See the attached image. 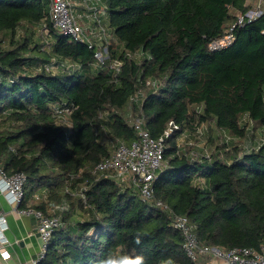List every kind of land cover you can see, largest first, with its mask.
Returning <instances> with one entry per match:
<instances>
[{"label": "trees", "instance_id": "trees-1", "mask_svg": "<svg viewBox=\"0 0 264 264\" xmlns=\"http://www.w3.org/2000/svg\"><path fill=\"white\" fill-rule=\"evenodd\" d=\"M254 1L108 0L117 38L111 58L124 59L115 73L111 59L97 67L94 50L60 36L49 18V0H0V163L10 174L27 173L28 199L40 188L49 190L47 201L37 205L45 214H52L51 203L67 199L71 204L39 264L137 257L144 264H195L173 225L175 214L197 225L201 244L261 250L264 143L238 154L245 136L240 115L248 112L256 127H264V14L236 28L231 46L209 47ZM44 24L52 40L48 50L30 35L18 34L22 25ZM138 50L140 58L126 56ZM54 56L81 63V72L47 70ZM149 79L161 80L156 91L147 87ZM138 89L144 98L134 113L144 117L153 137L162 135L171 120L190 131L211 122L212 145L215 130L225 129L232 137L229 144L216 143L211 158L192 160L190 153L198 147H179L176 131L166 142V166L154 182V197L146 200L138 186H121L92 171L110 155L114 138H138L125 115ZM64 102L76 106L69 115V137L54 117L55 106ZM81 169L82 177L72 178ZM67 185H84L86 203L65 192ZM77 208L84 217L74 219Z\"/></svg>", "mask_w": 264, "mask_h": 264}, {"label": "built area", "instance_id": "built-area-1", "mask_svg": "<svg viewBox=\"0 0 264 264\" xmlns=\"http://www.w3.org/2000/svg\"><path fill=\"white\" fill-rule=\"evenodd\" d=\"M49 2V18L52 26L60 36L86 44L89 49L94 50L97 60L94 65L97 67L105 63L107 59H111L109 68L115 73L121 71L124 59L115 56L111 58V50H115L112 43L117 38L110 26L108 0H49ZM262 14H264V0H255L252 7L236 14L235 20L223 36L210 41V49L221 50L231 46L235 39V29L258 19ZM41 29H43V32L45 30L47 35L49 34L48 24H44ZM50 47L51 42L49 39L41 45L43 50H48ZM142 55L141 50L126 53V56L135 59L140 58ZM42 68L38 67L36 69L42 70ZM45 68L53 72L80 73L82 65L72 59L54 56L45 64ZM14 80V77L8 79L9 83H13ZM160 84L161 80L158 79L147 81V87L153 91H156ZM143 98V90L138 89L129 97L128 108L125 113L128 122L137 131L138 138L132 142H127L122 138H114L110 155L103 157L92 171L99 178L111 177L121 186L127 184L138 186L142 198L146 200L154 197V182L166 166V142L176 131H179L177 136L179 147L187 145L198 147V150L195 148L197 151L192 149L190 153L192 160H200L203 157L211 158L213 149L207 145L208 121L197 124L195 130L190 131L188 126H182L181 123L171 120L162 135L153 137L146 127L144 117L134 113L135 104H141ZM75 107L74 104L69 106L64 102L54 108L55 121L63 126L68 137L72 132L69 115ZM202 108L203 104L197 106L198 111ZM108 111L105 110L102 115L108 114ZM239 123L245 130V136L240 144L242 148L238 154V157H242L245 153L258 149L264 143V135H258L260 129L255 126V122L248 112L240 115ZM261 130H264V127H261ZM220 133V142L229 144L232 138L231 135L222 128ZM12 149L14 150V148ZM82 175L83 170L81 169L77 174H72V178L82 177ZM27 180L28 175L26 172L17 171L10 174L4 165L0 163V191L17 211L21 214L33 215L38 221L37 230L41 239L40 251L21 264H39L49 250L54 230L63 224L62 213L70 210L71 204L67 199H63L59 203H51L50 211L52 214H45L37 205L47 201L49 190L43 187L33 193L32 201H28ZM65 192L82 197L84 203H86L84 185H81L78 189H73L71 185H67ZM25 201H27V204L23 206ZM158 204L163 205L161 201ZM164 206L168 208L167 205ZM173 225L184 235L183 249L188 257L193 260H196L199 254L212 253L214 256L224 259L227 264H264V243L260 251L248 247H233L228 251H224L216 246L201 244L198 239L197 225L191 222L187 216L175 214ZM7 228V218L0 211V259H6L10 256L7 249L9 240L5 234Z\"/></svg>", "mask_w": 264, "mask_h": 264}, {"label": "crops", "instance_id": "crops-1", "mask_svg": "<svg viewBox=\"0 0 264 264\" xmlns=\"http://www.w3.org/2000/svg\"><path fill=\"white\" fill-rule=\"evenodd\" d=\"M50 41L52 42V40ZM32 200L31 196L28 201ZM0 211L7 218L8 228L5 234L9 240L7 249L10 253L8 258L0 259V264H21L37 255L40 251L41 239L37 230L38 221L36 217L21 214L13 204L9 203L1 191ZM74 219H77L76 216H74ZM195 264H227V262L212 253H203L197 256Z\"/></svg>", "mask_w": 264, "mask_h": 264}, {"label": "rangeland", "instance_id": "rangeland-1", "mask_svg": "<svg viewBox=\"0 0 264 264\" xmlns=\"http://www.w3.org/2000/svg\"><path fill=\"white\" fill-rule=\"evenodd\" d=\"M18 34H19V36L30 35V37L33 38V40H35L36 43H39L40 45H42L45 40H47V39L50 40V38L47 37V32L45 30L43 32V29L36 28V27H30V26L27 27L25 25L24 26L22 25L21 27H19ZM211 125L212 124L210 122L209 123V126H210L209 133L207 136V145H208V147H211V149H212V147L215 146L216 143L220 144L219 142H220L221 133H220V130H215V132H216L215 139L216 140H215V144L212 145L211 142L209 141L211 139L212 133H213L211 130ZM258 129H260L258 132V135L259 134L264 135V130H261V127H259ZM217 131L219 132L220 136H219ZM237 140H238V138L235 141H237ZM75 216H76V218H79V219L84 217L82 211H80L79 208H77V211L75 212Z\"/></svg>", "mask_w": 264, "mask_h": 264}, {"label": "clouds", "instance_id": "clouds-1", "mask_svg": "<svg viewBox=\"0 0 264 264\" xmlns=\"http://www.w3.org/2000/svg\"><path fill=\"white\" fill-rule=\"evenodd\" d=\"M139 243V240H137ZM101 264H144L143 257H137L134 261H129L127 258H121L119 260L114 258H107L101 262Z\"/></svg>", "mask_w": 264, "mask_h": 264}]
</instances>
